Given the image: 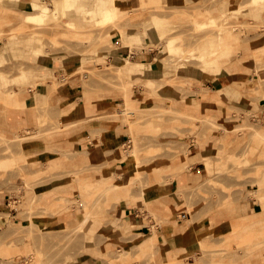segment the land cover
Wrapping results in <instances>:
<instances>
[{"label":"rangeland","instance_id":"rangeland-1","mask_svg":"<svg viewBox=\"0 0 264 264\" xmlns=\"http://www.w3.org/2000/svg\"><path fill=\"white\" fill-rule=\"evenodd\" d=\"M22 1L26 5L0 0V21L11 19L6 24L5 20L0 22V103L12 105L15 99L14 105H22L18 98L36 83H43L50 84L52 89L74 91L75 100L84 112L79 115L80 121L73 123L75 126L66 128L65 125L72 124L64 120L66 109L62 113L51 108L59 98L56 94L50 96L48 106L39 109L33 130L15 133L0 130V193H7L10 207L17 210L15 218L0 212V217L5 218L0 219V264H66L92 248L103 264H146L153 253L141 251L143 241L154 234L157 243V227L173 222L174 217L182 220V227L193 225L197 229L198 248L195 253L180 254L183 261L264 264V220L252 222L239 218L247 209L256 216L264 213V24L240 22V12L230 15L229 9L234 6L231 0H116V3L107 0L127 12L122 18L98 24L85 18L82 12L101 0H77L66 16L75 22L76 30L67 28L61 18L43 25L30 22L31 27L22 28L23 12L34 11V2L48 0ZM215 5L220 8L218 13ZM3 6L14 8L9 9L12 14L6 10L10 17L5 15L8 13ZM209 15L219 23L208 19L205 23ZM4 29L8 30L2 36ZM149 31L156 33V40L144 43ZM227 31L238 34L239 46L231 48L230 55L241 63L239 70L244 73L239 75L240 79L253 87L244 95L248 101L260 104L256 107L252 103L255 110L228 103L222 89L217 96L210 97V89L205 88L201 79L206 74H215L214 68L220 64L218 56L224 53L217 51L205 58L215 59L210 61L211 67L199 55L202 48L209 39L215 40ZM131 34H137L139 40L132 39ZM169 38H174L180 49L186 48L188 54L182 49L185 55L179 57L182 55L179 48L178 53L170 52L166 42ZM194 47L198 52L192 50ZM151 49L156 53L154 61L172 67L171 73L161 76L145 70L149 64L137 58ZM103 50H111L114 55L119 51L137 55L136 59L129 56L120 60L134 62L128 67L132 70L118 71L116 67L121 63L103 56ZM167 51L173 54L169 57ZM80 53H93L90 55L93 59L65 58L72 54L79 57ZM29 55L43 63L42 76H32L23 62ZM52 61L62 64L63 69L48 68ZM169 82L171 85L165 88ZM173 84L183 89L177 90ZM200 101L219 103L225 108L224 113L218 117L201 116ZM120 109L125 113H120ZM3 113L4 108H0V124ZM74 127L88 128L90 137L83 133L79 138L83 151L65 148L54 154V151L34 152L37 148L25 149L24 144L29 140L52 141ZM109 130L118 137L106 147L104 154L100 149L92 155L98 146L91 154H85L88 151L85 146L99 144L103 133ZM206 142L213 145L207 151L212 155L202 156L200 183L180 191L174 178L188 172L194 157L203 153ZM133 149L136 164L128 174L125 169L131 167L130 163L114 159L113 154H130ZM215 150L217 154H213ZM186 151L189 162L181 166ZM79 157L82 162L76 163ZM91 159L94 163H83ZM27 188L34 200L29 203ZM116 189L121 190L119 198L115 197ZM48 191L69 196L75 202L72 206L81 210L70 206L68 211L58 212L55 221L46 218L40 200ZM124 204L135 208L142 222H131L129 229L118 231L114 215ZM71 210L76 216L71 222L56 221ZM216 211L224 212L228 232H215ZM85 216L88 220L80 226L78 223ZM93 223L100 225L93 230ZM143 225L151 229L147 237L128 232ZM156 247L157 244L154 251ZM167 264H182V261L172 259Z\"/></svg>","mask_w":264,"mask_h":264},{"label":"crops","instance_id":"crops-1","mask_svg":"<svg viewBox=\"0 0 264 264\" xmlns=\"http://www.w3.org/2000/svg\"><path fill=\"white\" fill-rule=\"evenodd\" d=\"M214 9H215V12L218 13L220 8L218 5H215ZM244 20H248L251 22L256 21V23L264 24V8L263 9L261 8L259 10H254L251 7L244 9L242 12H240V22H243ZM150 39H152V41L156 40L155 32L149 31L147 36L144 37V41H145L144 43L149 42ZM238 46H239V42H236V43L226 45L225 47H222L221 49L226 48V47H232L233 49H235V48H238ZM218 51H221V50H218ZM102 53H103L102 54L103 56L107 57L109 60H111L114 63H119L120 60L130 56V54L127 51H119L115 55L113 54L111 50L110 51L103 50ZM231 53L232 51L227 53L226 55L225 53H221L218 56L219 63H220L219 67L214 68L215 74L214 75L210 73L209 75L206 74L205 77L204 78L202 77L201 79L205 85V88L210 89L209 90L210 97H212L213 95L217 96L216 94L222 89L225 98L229 100L228 103L235 104V106L237 105L238 107H242L244 109L255 110V107L253 104H255L256 107L260 104L255 101L254 102L248 101L246 96L244 95V92L247 89L253 88V87L247 86L246 80L240 79L239 75H242L244 73V72H241V70H239L241 68V65H240L241 63L235 62L236 57H233V55L231 56L230 55ZM90 55H94V54L93 53L92 54L91 53L89 54L80 53L79 57L77 55L75 57V55L72 54L70 56H66L65 58L66 60L76 58L79 60L84 59L88 61V59H93L92 56L90 57ZM155 56H156V53H154V50L151 49L150 51H148V53L144 51L142 55L141 54L139 55L138 58H137V55L134 54L133 57L130 56V59L137 58V59H140L141 63L149 64V68H146L145 70H149L158 75L163 76L167 73H171L173 68L166 65L165 63H162L159 60L154 61ZM22 60L26 65L29 66L30 68L29 70L32 76L40 77L43 75L42 72L44 71V68L42 67H44V65H42L43 63L40 62V60L37 57H30L29 55V57H26V59L24 58ZM209 60L213 61L215 59H209ZM120 63L122 64V62ZM206 63H209L208 65H210V61H206ZM61 65L62 64L60 63L57 64L56 61H52V63L47 64L48 68L52 67L54 71L63 69ZM223 70H225L227 73H225V75H220L221 71ZM230 76H231V79H229ZM49 87H50V84L36 83L33 88H29L27 90L26 94L24 93L23 95H21L20 98H18L17 100L18 103H22V105H14V103L16 102L15 99L12 100V105L4 106L3 104L0 103V108L2 109L4 108V113L2 115L3 122L0 124V130L9 131V133L10 132L15 133L22 129L23 130L25 129L33 130L35 127L34 123H36L35 119L39 113V109L42 107L48 106V104L50 103V96H55L56 94H58L57 96H59V98L55 100L54 107H51L52 109L62 110L63 107L64 108L67 107V104H68V107L71 104V107H70L71 109L68 110V112H66L65 114H63L65 122H72V121H76L82 118V117H79V115L83 113V110H82L83 107L80 106V102L78 100H75L76 96L73 95L74 91L70 89H65V88L63 89L53 88L52 89ZM63 96H66L67 98H63ZM215 99H218V98H215ZM199 109H200L199 113L201 116L203 114L205 115L212 114L215 117H218L224 113L225 108L222 107V105L219 103L210 104L208 103V101H205L204 103L200 101ZM63 116H61V121H62ZM94 127H91V128H94ZM83 133L87 135L88 138L90 137V135L88 134V128L79 129V127H76V128L74 127V128H71L65 135L57 136L52 141L44 142L42 140L35 139V140L27 141L24 145H25V149L37 148V150H35L34 152H40V153L41 152L50 153L51 151H54V154H55L57 153V151H61L65 148L66 149L69 148L73 151H83L85 150L83 146V142L79 141V138L83 137L82 136ZM102 136H103V141L100 142L99 144L94 145L91 143L89 145L88 143L87 146H85V148H87L88 150L87 153L85 154H88V155L91 154L92 150L96 146L100 148L95 149L92 155H95L96 153H98L100 149L103 151V154H104V150H106V147H110L109 145L111 144V142L114 141L118 137L116 134H112L110 130H109V133L108 131H105ZM193 144L194 143H192V145ZM210 148H213V145L206 142L205 148L202 150L203 153L202 152L198 153L199 154L197 156L198 158L194 157L193 161L191 162L192 164L188 172L187 173L184 172V174L181 173L180 175H178V178L176 179L174 178V182L176 183V188H179V190L182 191V190L195 187L196 185L200 183L201 177H202V170H203L202 167L204 166V163L202 162V156L209 157L210 155H212V153L207 152ZM217 153L218 152L215 150L213 154H217ZM85 154H83V156ZM50 157H53V156H50ZM82 157H79L76 163H78V161L82 162ZM90 161L91 162H83V163H90V164L94 163L93 162L94 160L91 159ZM27 191H28L27 198H28V203H29L33 199V195L30 189L27 188ZM45 193L46 194H44L43 196L41 195L42 197L40 200V204L44 205V207H42L43 210L46 209V207L52 201L56 200L57 198L62 197V196L66 198L69 197L67 195H64L63 193L54 195L52 191H48ZM9 199H10V196L7 193H3V194L0 193V212L8 213L9 218H15L17 214V210L14 207H10ZM72 208L80 209V207H75V206H72L71 209ZM233 208L234 207L232 206L231 213L234 212ZM132 210L135 211V208L126 206L125 204L120 206L118 210H116V213L114 215L116 230L122 231L124 227L126 229H129V227L131 226L130 224L131 222L134 224H137V223L140 224L142 222L141 217L135 216L134 213H132ZM250 212L251 211L247 209V212L244 213L243 215H240L241 217L239 216V218H244L247 221L252 220V222L254 220H264V213L262 216L260 215L256 216V215L250 214ZM60 213H63V212H60ZM223 213L224 212H221V211H216L214 213L215 220H216L215 221L216 223L215 232L219 231L221 233H226L229 231L228 230L229 227L226 222L227 218L226 220H224ZM56 215H58V213ZM56 215L54 216L48 215L45 217L50 218L51 220L55 221ZM3 218L4 217H0L1 220H3ZM74 218H76L75 213L73 210H71L70 212L64 213L62 217L60 218L57 217L56 221L59 223L62 222L63 224V223L71 222ZM209 218L208 220H210ZM172 219H173L172 220L173 222L157 227L158 228L157 247L154 251L153 257L149 259V261H147L146 264H167L168 262L172 261V259H177L178 261H182V264H185V263L186 264H197L196 262L183 261L184 256H182L183 257L182 258L180 255V254H191V253L196 252L198 248V239H197V234H196L197 229L194 228L193 225H187L186 227H182L181 219H177L175 217ZM151 220L154 221L153 218H151ZM97 224L93 223V228H92L93 230L96 229ZM128 232H132L134 234L141 233L142 236L144 235V237H147L148 235L151 234V229L150 227L143 225L141 227L128 230ZM124 233L121 232L122 235ZM88 250L89 252H86L81 257L74 258L73 260L69 261L66 264H103L102 261H100L101 259L98 260V258L94 254L96 249L92 248Z\"/></svg>","mask_w":264,"mask_h":264},{"label":"bare ground","instance_id":"bare-ground-1","mask_svg":"<svg viewBox=\"0 0 264 264\" xmlns=\"http://www.w3.org/2000/svg\"><path fill=\"white\" fill-rule=\"evenodd\" d=\"M16 2H18V4H20L21 6H24V5H26V3L25 2H23L22 0H15ZM112 1H114V3H116V0H111V2ZM231 2L233 3V7H231L230 9H229V11H230V15H232V13L233 14H237V13H239V12H242L244 9H246V8H249V7H252L254 10H259V9H263L264 8V0H231ZM76 3H77V0H48L47 2H45V3H42V2H40V3H38V2H34V11H28V12H23L24 14L22 15L21 13L22 12H20L19 14H21L22 15V18H21V25L22 26H20V27H22L23 28V26L24 27H31V24H36V25H43V24H45V23H53L54 21H56V19H64L65 20V23L67 24V26H66V24H65V26L67 27V28H70L71 30H76V28H75V22L73 21V20H69V18L67 19L66 18V16H67V12L70 10V9H73L75 6H76ZM113 3V5H111L110 3H108L107 2V0H101L100 2H98L95 6H93V7H91V8H86L85 10H83V15H84V17L85 18H89L90 20H92V21H94L95 23H98V24H103V23H109V22H111V21H113V20H115V19H118V18H122L123 16H124V13H126L127 12V10L125 9V8H123V7H121L120 5H115ZM16 5V4H15ZM1 7H2V5H1ZM3 8L5 9V11L8 9H14V8H10V7H7V6H3ZM2 8V9H3ZM1 9V10H2ZM4 10H3V12H5ZM10 11V10H9ZM1 12V11H0ZM7 13H8V11H6ZM10 14H12V12L10 11L9 12ZM9 13L8 14H5V15H9ZM81 13V14H82ZM204 13V12H203ZM202 13V14H203ZM226 13V12H225ZM1 14V13H0ZM3 14V13H2ZM4 14H3V16H4ZM17 14V13H16ZM228 12L225 14V15H227L228 16ZM14 15V14H13ZM12 15V16H13ZM82 15V16H83ZM208 15V14H207ZM222 15V14H221ZM263 15V14H262ZM1 16V15H0ZM11 16V17H12ZM16 16H18V14L16 15ZM16 16H14L15 18H16ZM2 17V16H1ZM1 17H0V19H1ZM5 17H7V16H5ZM8 17H10V15L8 16ZM207 18L205 19V23L207 22V21H211V22H215V23H219V22H216L217 21V18H215V17H213L212 15H209V16H206ZM208 19V20H207ZM3 20H5V24H6V20H7V18L6 19H2L1 21L3 22ZM9 20H11L10 18H9ZM9 20H7V21H9ZM13 20H14V18H13ZM18 21L20 20V17H18V19H17ZM207 20V21H206ZM0 21V22H1ZM15 21H16V19H15ZM23 21H25V22H28L29 24H30V22H32L31 24H30V26L27 24V23H25V25H24V22ZM203 22H204V20H202ZM199 22L200 24H203V22ZM12 21H10V23H11ZM7 23H9V22H7ZM13 23V22H12ZM19 22H17V24H18ZM95 23H93L94 25H95ZM0 24H2V23H0ZM16 23H14V25H15ZM20 24V23H19ZM34 24V25H35ZM27 25V26H26ZM223 25V24H222ZM16 26V25H15ZM18 26V27H19ZM7 28V27H6ZM5 30L6 29H4L3 31H4V34L2 33V36H4V35H6L5 33ZM8 30V29H7ZM6 30V31H7ZM233 30H235V28H233ZM2 32V31H1ZM1 32H0V34H1ZM222 32V31H221ZM224 33V34H223ZM222 33V35L221 34H219V35H221V36H219L218 38H216L215 40L214 39H209L207 42V44H205V46L202 48L203 49V51H202V53L200 52V56L201 57H203L204 59L207 57V56H209V55H214L218 50H221L222 52H224L225 53V55L227 54V53H229V52H231L232 51V47H226V48H223V49H221L222 47H225L226 45H229V44H232V43H236V42H238L237 40V37H238V34H234V32L232 31V32H223ZM126 35V34H125ZM132 36V39H135V40H139V36L137 35V34H131ZM165 36V35H164ZM1 38V37H0ZM126 40V39H125ZM168 41V43H167V47H168V50L170 51V52H173V51H175L176 53H178V51H176V50H178V48H179V55H180V53L182 52V51H184L185 49H180V45L178 46V43L176 44V41L174 40V38L172 39H170L169 38V40L168 39H166V42ZM122 42V41H121ZM33 43H34V41H33ZM35 44V43H34ZM122 44H124V43H122ZM121 44V45H122ZM126 44V43H125ZM124 44V45H125ZM128 44V43H127ZM129 45V44H128ZM130 46H132V44L130 45ZM178 46V47H177ZM35 47V46H34ZM192 48H189V50L192 52V50H194V52H195V49H196V51L198 52V50H197V48L196 47H194L192 50H191ZM231 49V50H230ZM32 50H34L33 48H32ZM31 50V51H32ZM182 50V51H181ZM187 50V49H186ZM186 50H185V54L187 53L188 54V52H186ZM168 52V51H167ZM170 52H168L169 54H167V55H169V57L174 53H171L170 54ZM38 53V52H37ZM193 53V52H192ZM182 55H180L179 57H181L182 58V56H183V54H184V52H182L181 53ZM184 54V55H185ZM166 55V56H167ZM189 55H190V53H189ZM195 55V54H194ZM193 55V56H194ZM198 55V56H199ZM192 56V57H193ZM186 57V56H185ZM191 57V58H192ZM127 58V57H126ZM106 59V58H105ZM125 59V58H124ZM164 59V58H163ZM1 60V59H0ZM205 61H211V60H209V59H205ZM1 62V61H0ZM137 63H140V62H137ZM134 64V62H132V61H130V60H128V61H125L124 63H122V64H120V65H118L116 68H117V70L119 71H126V72H130L132 69L130 68H128V67H130L131 65H133ZM24 67V66H23ZM117 73V72H116ZM225 73H227L225 70H223V71H221V73H220V75H225ZM119 74V72L117 73V75ZM118 76H121L120 74L118 75ZM224 78V77H223ZM222 78V79H223ZM192 80H195V79H192ZM169 84H170V82L168 83V84H166L165 85V88H167V87H169ZM179 84V83H178ZM171 85V84H170ZM174 85V84H173ZM172 85V86H173ZM176 85V84H175ZM173 86V87H175V88H177V90H178V88H179V85H178V87H177V85L176 86ZM181 86V85H180ZM181 89H183L182 88V86L180 87ZM179 88V89H180ZM180 89V90H181ZM179 90V91H180ZM125 94H127V93H125ZM130 98H131V96H129ZM131 100V99H130ZM89 104H90V101H89ZM66 107V106H65ZM71 107V104L69 105V107H68V104H67V107L66 108H64L63 107V109H62V113H63V111L64 112H68V108H69V110L71 109L70 108ZM88 107H89V105H88ZM64 109H66V111L64 110ZM120 113H125V110L124 109H120V110H118ZM84 112V111H83ZM63 114H65V113H63ZM90 120V119H89ZM88 120V121H89ZM77 121V120H76ZM78 121H80V119H78ZM73 123H75V121L73 122L72 121V124L70 123H68V125H65V127L66 128H68V127H70L69 125H73ZM66 124V123H65ZM63 125V124H62ZM75 125H76V123H75ZM75 125H73V126H75ZM231 132V130H228V132ZM227 132V131H226ZM128 138V137H127ZM132 140V139H131ZM122 144V143H121ZM133 148H135V147H133ZM113 155H115V156H113V158L114 159H119V160H122V161H127V162H129L130 163V168L128 169H125L126 171H127V173L128 174H130L131 173V171H132V167L133 166H135V158H136V150L135 149H133L132 151H131V153L130 154H122V153H119V154H117V153H115V154H113ZM188 154H187V151L185 152V155L181 158V162H180V164H181V166H184V165H186V163H188L189 161H188ZM204 159V158H203ZM50 160V159H49ZM54 162H58V160L57 159H54ZM192 164V163H191ZM130 172V173H129ZM112 186H115V185H112ZM114 194H115V197L116 198H119L120 197V195H121V190H119V189H116V191L114 192ZM142 199H145V195H143V198ZM74 200V199H73ZM73 200H70V199H68V198H66V197H64V196H62V197H59V198H57L56 200H54V201H52L47 207H46V209H44L43 211L45 212L43 215L44 216H48V215H50V216H54V214L56 215V213H58V212H60V211H66L67 209L69 210V208H70V206H72V203H75ZM76 203H77V201H76ZM35 206V205H34ZM87 220H88V217L87 216H85L82 220H80L79 221V225L80 226H83L84 225V223H86L87 222ZM232 224V223H231ZM252 224V223H251ZM250 224V226H252V227H254L255 228V225H251ZM231 226H233V225H231ZM247 236H248V234H246V235H243V237L244 238H247ZM156 236L153 234V235H150V236H148L144 241H143V243H142V245H141V251L142 252H144L145 251V253L147 254H154V250H153V247H155L156 246ZM159 258V257H158ZM100 261H102V263H103V260H100ZM186 264V263H185Z\"/></svg>","mask_w":264,"mask_h":264},{"label":"built area","instance_id":"built-area-1","mask_svg":"<svg viewBox=\"0 0 264 264\" xmlns=\"http://www.w3.org/2000/svg\"><path fill=\"white\" fill-rule=\"evenodd\" d=\"M127 55H129V54H127ZM133 55H134L133 53L130 54V56H132V57H133ZM132 213H134V215L137 216V214L135 213V211L132 210Z\"/></svg>","mask_w":264,"mask_h":264}]
</instances>
